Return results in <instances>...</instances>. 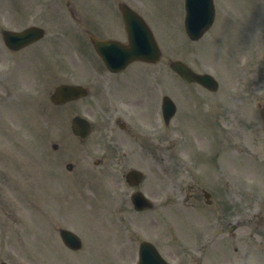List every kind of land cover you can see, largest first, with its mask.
Here are the masks:
<instances>
[{"label": "rangeland", "instance_id": "obj_1", "mask_svg": "<svg viewBox=\"0 0 264 264\" xmlns=\"http://www.w3.org/2000/svg\"><path fill=\"white\" fill-rule=\"evenodd\" d=\"M17 2L58 1L17 0ZM215 2H217V15H220V17H225L227 20V13L229 14L230 11L234 12L233 20L229 22L232 28L229 32L227 27L229 23H221L218 20L215 28L216 32L210 33L211 35L209 34L210 36L208 35L209 37L205 41L202 40L197 43L186 39L183 31L181 32V36H178L180 31H175L173 24H171V16L176 21L181 10L183 11L179 0H159V2H153L157 3L158 17L162 19V22H160L162 28L160 26L157 27L162 33L161 38L165 39L166 42L163 46L160 39L164 52L161 65L153 66V70L145 68V66H138L139 69H144L135 73L139 74L140 77L134 79L133 83H128V86L125 83H119L117 93L121 97L123 95L129 96L134 102L137 98L135 94L148 98L149 106H147L145 114L147 117H151L153 114L151 99L159 98L162 93L173 97L177 86L185 85L179 81L168 67V61L183 59L195 66L198 71L206 70L213 73L222 81V85L225 81L223 88L216 94V96L220 95V98L225 100L227 88L232 87L236 80L235 66L242 65L243 61L246 64L243 70V73H246V87L242 92L247 95V99L244 100L243 105L250 106L252 104L249 100V95L253 94V90L255 93H258L260 92L259 88H261V94L258 95L257 99L252 101L257 106L255 107L257 113L255 111L250 112L245 106L238 109L239 105L233 107L234 111L230 109L228 157L219 153L214 163L195 166L194 168H185L182 164V157L187 156L188 148L185 146L168 148V137L174 131L177 132L173 128L174 131L172 130L170 134L168 131L165 135L164 147H159L162 137L157 135L149 145H145L143 149H140L136 145L131 144L132 140L129 136L120 132L114 134L108 128L112 127V118L110 119V117L106 116L107 108L100 104L101 100L99 98H95L94 89H92V96L81 102V115L89 116L88 118L96 124V132L92 135L93 138L87 146L90 152H83V157L86 159L84 162L85 167H87V163L90 164V156L92 154L97 158L105 160V163L110 162L101 167L90 165L93 170H81L84 172L81 176L82 184L84 182L90 183L91 187L88 191L93 193L92 197H88L89 194L87 195L81 191V197L87 199L85 201L86 209L94 210V205L98 201L107 204L109 201V206L112 205L117 210L121 207L123 210L121 217L114 219L118 223L116 227L118 231L120 230V237L127 230L136 229L141 233L143 238L156 241L159 247H162L167 254V257L174 259L176 264L179 261L177 257L181 249L177 242L170 237L173 233L168 228H172L173 222L177 228L179 227L175 221L177 220L176 214L180 213V210L176 208L177 198H174L171 193L175 191L173 186L178 176L188 174L231 175L236 178H228L227 180H229L232 186H236L239 184L238 181H241L240 184L244 188L248 204L253 203V206H256L257 204H254L255 201L264 200V169L258 168L260 171L257 172L254 166L255 161L258 164L264 163V157L260 154L257 146L258 142H263L264 144V125L260 120L259 112L264 108V20L254 21L255 18H260L264 13V2L262 0H215ZM241 7L251 13L239 11L238 9ZM143 11L146 12V8ZM248 31L249 37L247 39ZM240 32L243 34L242 39L238 37V33ZM202 43L207 45L200 46ZM255 46H258V48H255ZM81 56V63L75 65V68L79 69L81 74H83L84 70V73L88 75L87 69L89 74H91L90 68H98L100 65L97 59H93L85 52ZM248 60L250 61L249 63H247ZM95 70H93L92 74ZM28 75H31L30 71ZM242 76L243 74L241 73L239 80L242 79ZM89 78L92 79V75H89ZM23 79L27 80L26 77ZM45 88L46 86L40 89ZM95 89L97 92L99 87H95ZM137 89H139V92H136ZM181 89L183 88L181 87ZM192 89L193 94L203 98V100L211 96V94L198 87L193 86ZM129 90L130 92L128 93ZM183 90H185L186 102H184L180 93L177 94V98L182 105L177 117L179 124L176 128L182 130L184 127L187 131L193 129L203 133L208 132V129L203 127L200 110L195 106L196 99L189 92L191 89L186 87ZM222 92H225L224 96H221ZM104 93L105 91L102 89V100H104ZM47 96L48 92H42L37 95L33 93V96H25L21 93L18 95V99L13 100L11 103L6 100L0 101V147H3L6 152V154L4 153L3 161L0 157V164L11 166L15 171L23 173H27L31 168V185L30 189H26V191L36 198L52 200L51 206L50 203L42 205L46 213L45 216L33 207L35 213L33 214V224L30 227V231L33 234L29 233L27 236H24L22 233L21 237L20 231L17 229L5 227L0 230L3 256L12 264H34L30 257L20 251L19 243L23 242V240L31 242L29 254L33 250L38 249L43 243L50 245L53 251L58 254L61 251V241L58 231L56 230L54 233L53 226L55 223L53 221L56 219V222H59L71 215L72 221L67 220L73 225H65L80 231L77 226H81L83 218L81 205L80 207L76 205L74 199L71 198L76 191L78 183H75L69 176L60 172L57 163V159L60 160L61 157L60 153L53 155L55 158L52 160L49 154L45 152L47 147L51 148L53 143L60 142L63 147L68 146V154L65 156L64 161L66 159L73 160L75 157L78 158L79 150L76 145H72L76 141L70 133L69 120L75 114L71 111L78 110L79 104H72L66 108L64 106L57 107L61 108L58 111H62L65 114L66 120L60 118L58 114H54L58 112L57 110L51 109L53 113L52 123L49 122L50 118L47 116L38 117V121H36L33 117V107H36L37 104H49ZM210 104H207V106ZM9 105L11 106L9 107ZM141 105L137 104V106ZM259 105L261 108H259ZM137 106L134 105L138 109ZM157 111L159 113L158 109ZM157 111L155 112L156 115H158ZM219 128L221 129L220 125ZM41 132L44 134H41ZM181 133H184V131L182 130ZM181 133L177 132L186 141L190 136L193 138V135H197L196 133H190L189 136ZM260 136L262 140H257V137ZM116 144L119 146L117 147ZM235 149L238 150V153L234 151ZM230 151L236 155V158L230 156ZM118 152L119 157H117V160L119 164L112 163L115 161L113 157ZM179 153L181 158L180 166H177L175 159H171V157ZM123 154L126 155V159L123 158ZM163 155L168 157L164 158ZM19 165H22L21 169H18ZM130 168H138L144 172L146 179L143 182V190L154 197L153 199L158 204L157 209L151 212L140 213L137 216L129 214L131 211L129 209L128 197L132 190L126 184L124 185L121 173L123 172L124 174ZM89 171L92 173H89ZM226 191L228 193L226 197L227 206L231 209L236 201L231 196L232 193L230 192L232 190ZM252 194L255 196L254 200H252ZM167 198L168 201L172 202L165 206L164 203ZM6 212L8 211L6 210ZM1 215L2 213H0ZM74 221H79V223H75ZM58 226L65 227L62 222L57 224L56 228ZM80 232L81 234L84 233L87 239H92L91 235L87 234L85 230L81 229ZM138 238L139 236H134L132 241L126 244L118 237L117 244L119 247L117 248L118 250H112L116 257L111 264H134ZM91 248L92 246L89 245L85 246L83 252H65L66 257L60 261L50 259L44 260L39 264H68L66 263L68 261H73L74 264H103L98 255H93ZM89 253L91 254V258L88 256ZM107 255L110 261L111 256L108 252Z\"/></svg>", "mask_w": 264, "mask_h": 264}, {"label": "clouds", "instance_id": "obj_2", "mask_svg": "<svg viewBox=\"0 0 264 264\" xmlns=\"http://www.w3.org/2000/svg\"><path fill=\"white\" fill-rule=\"evenodd\" d=\"M249 264H255L254 258H250Z\"/></svg>", "mask_w": 264, "mask_h": 264}, {"label": "bare ground", "instance_id": "obj_3", "mask_svg": "<svg viewBox=\"0 0 264 264\" xmlns=\"http://www.w3.org/2000/svg\"><path fill=\"white\" fill-rule=\"evenodd\" d=\"M217 243V242H216Z\"/></svg>", "mask_w": 264, "mask_h": 264}]
</instances>
